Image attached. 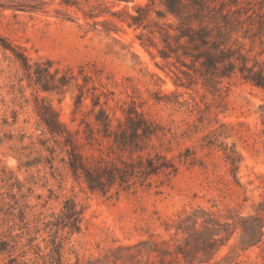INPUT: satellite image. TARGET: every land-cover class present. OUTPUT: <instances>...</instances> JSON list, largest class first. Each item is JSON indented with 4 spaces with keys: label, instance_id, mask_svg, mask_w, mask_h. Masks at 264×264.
<instances>
[{
    "label": "rangeland",
    "instance_id": "1",
    "mask_svg": "<svg viewBox=\"0 0 264 264\" xmlns=\"http://www.w3.org/2000/svg\"><path fill=\"white\" fill-rule=\"evenodd\" d=\"M79 1L80 8H68L61 0H0V178L6 176L4 171H12L23 184L20 192L17 188L14 192L19 198L27 195L26 202L36 212H58L67 199L83 211L80 233L65 230L57 235L64 264H264V91L239 80L220 95L201 86L178 88L170 67L154 57L156 50L141 44L142 30L111 14L124 8L135 13L137 4L149 0ZM99 3L105 7L104 16H85ZM160 8L157 2L154 9ZM2 41L24 53L32 71L47 62L52 73L72 67L80 75L83 70L92 76L89 85L107 94L116 116H122L127 103L134 101L139 110L170 129L167 137L156 141L157 147L176 162L180 153L190 149L194 164L181 162L176 173L155 178L151 187L119 195L92 192L76 182L61 162L65 153L53 142L54 165L60 170L57 179L46 164L23 166L51 156L39 152V144L31 146V137L36 139L44 127L36 113L37 100L55 109L86 156L117 159L118 151L85 139L81 119L92 100L84 88V105L76 109V96L81 93L77 82L84 83L82 76L58 88L60 83L46 76L51 90H43L36 84V74L29 78ZM260 49L256 45L255 51ZM77 129H81L78 134ZM214 130L225 134L211 144ZM221 143L236 144L244 157L236 176L240 184ZM190 214L200 217L197 232L195 216L184 222ZM243 226L256 229L260 241L246 243ZM218 231L221 234L216 236ZM55 236V229L43 230L37 243L49 251ZM213 238L220 241L213 243ZM4 260L6 256H0V264Z\"/></svg>",
    "mask_w": 264,
    "mask_h": 264
},
{
    "label": "trees",
    "instance_id": "2",
    "mask_svg": "<svg viewBox=\"0 0 264 264\" xmlns=\"http://www.w3.org/2000/svg\"><path fill=\"white\" fill-rule=\"evenodd\" d=\"M157 2L161 7L159 10L154 9ZM61 5L80 8V1L61 0ZM104 8L101 3L94 5L85 16H104ZM134 11L131 13L124 8L111 14L129 27L142 30L138 39L145 48L155 49L154 57L170 67L176 87L191 89L201 86L214 95H220L233 81L239 80L264 91V0H149L146 4H137ZM2 42L3 48L14 54L29 78L36 74V84L43 90H51L46 76L51 77L53 83H60L56 84L57 88L63 86V82L78 81L82 76L84 83L77 82L81 93L76 96V109L84 105V88L91 93L92 100L81 119V124H85V139L99 145L107 143L109 149L118 151L117 159L103 154L91 158L86 156L80 151L81 146L73 130L60 120L55 109L37 100L36 113L44 127L36 139L31 137V146L35 148L39 144V152L48 151L51 156L29 161L23 166L46 164L57 179L56 171L60 173V170L54 165L56 149L52 144L50 147L53 142L65 153L61 162L67 165L76 182H83L92 192L119 195L139 187H151L155 178L176 173L181 162L194 164L190 149L186 154L180 153L176 162L157 147L156 141L161 142L171 131L139 110L134 101L127 103L122 116H116L110 111L107 94L95 85L90 86L92 76L84 74L83 70L80 75L75 74L72 67L52 73L51 63L47 62L46 67L37 64L39 71H32L30 59L24 53L9 41ZM256 45L260 46V51H255ZM95 73L98 74L97 71ZM103 96L105 101H102ZM225 127L223 124L222 128ZM80 132L81 129L76 130L77 134ZM47 134L48 137L45 136ZM224 134L222 130H214L209 142H218ZM2 140L0 135V142ZM220 147L240 184L236 176L244 161L242 153L236 144L221 143ZM25 148L28 147L21 149ZM125 154L126 158L123 157ZM4 173L6 176L0 178V190H4L0 191V256H6L3 264H64L62 245L57 235L65 230L70 234L80 233L83 211L72 199H67L58 212L50 215L36 212L35 206L26 202L27 195L22 193L19 198L14 192L16 188L20 192L23 184L12 171ZM35 178L31 176V179ZM194 216V232H197L200 217L190 214L184 222L191 221ZM54 229L56 236L51 249L45 251L37 243L38 234ZM243 229L246 243L260 241V237L256 238V229L245 226ZM219 234L220 231L215 235ZM217 241L220 239L213 238V243ZM200 250L206 254L205 248ZM31 254L33 258L28 259Z\"/></svg>",
    "mask_w": 264,
    "mask_h": 264
}]
</instances>
